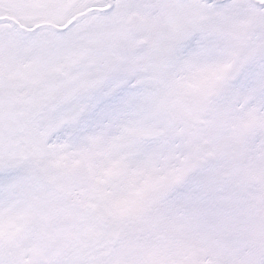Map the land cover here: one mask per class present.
<instances>
[{"label":"snow or ice","instance_id":"1","mask_svg":"<svg viewBox=\"0 0 264 264\" xmlns=\"http://www.w3.org/2000/svg\"><path fill=\"white\" fill-rule=\"evenodd\" d=\"M0 264H264V0H0Z\"/></svg>","mask_w":264,"mask_h":264}]
</instances>
